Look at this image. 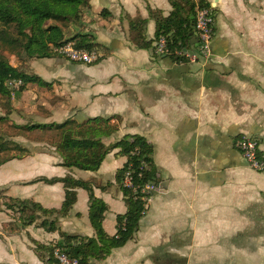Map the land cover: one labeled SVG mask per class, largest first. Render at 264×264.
I'll return each mask as SVG.
<instances>
[{
	"label": "crops",
	"instance_id": "crops-1",
	"mask_svg": "<svg viewBox=\"0 0 264 264\" xmlns=\"http://www.w3.org/2000/svg\"><path fill=\"white\" fill-rule=\"evenodd\" d=\"M207 1L216 35L206 60L177 62L157 51L156 20L149 8L168 16L170 0H89L83 24L75 29L93 37L100 59L81 63L56 55L34 57L28 65L30 74L49 86L27 83L18 106L7 114L9 124L71 119L83 125L105 118L115 127L103 136L105 144L140 135L153 145L160 191L147 202L134 236L92 262L264 264V171L252 168L235 147L246 133L258 139L264 156V0ZM138 19H147L144 36L153 41L149 48L132 40L131 26ZM197 44L198 39L183 51H195ZM32 133L52 136L51 141L36 139L29 146L23 134L15 138L29 152L0 167L7 166L16 180L5 185L7 193L59 210L66 198L64 184L36 179L70 175L88 181L108 206L105 232L116 235L117 217L128 210L117 181L127 161L120 148L111 150L98 170H83L62 165L53 140L58 130ZM75 191L73 207L58 216V230L47 231L35 222L0 238V264H46L32 239L53 243L60 230L96 237L89 191Z\"/></svg>",
	"mask_w": 264,
	"mask_h": 264
},
{
	"label": "trees",
	"instance_id": "trees-1",
	"mask_svg": "<svg viewBox=\"0 0 264 264\" xmlns=\"http://www.w3.org/2000/svg\"><path fill=\"white\" fill-rule=\"evenodd\" d=\"M170 2L172 11L168 16H164L161 10L149 8L150 17L156 20L155 39L159 40L164 37L167 55L174 61L187 63L189 62L188 57L178 55L176 52L191 48L198 10L211 9V5L207 0H170ZM88 7H90L89 0H0V45L6 47L11 53L22 50L31 58L63 56L55 49L69 41H74L79 48L98 52V44L94 42L93 37L75 29L76 26H82L84 9ZM146 24L147 19H138L131 26L132 40L139 48H149L153 42L144 36ZM12 78L23 80L21 90H24L30 82L49 86V83L37 75L29 74L12 65L8 58L0 52V94L3 98H7L9 104L11 90L7 82ZM89 122L91 123L81 125L70 119L61 124L19 126L28 130L52 128L58 130L59 137L56 138V146L62 154L64 160L62 165L64 166L96 171L106 155L118 147L120 152L127 157L124 166L117 172V181L124 193L128 210L125 214L118 215V231L114 236L108 235L103 227L108 206L94 195L93 188L88 181L75 179L70 175L52 178L43 176L36 179L50 184L56 182L64 184L66 198L59 210L45 208L32 199H21L4 193L7 200L3 204L7 210L18 211L21 221L20 230L41 220L38 223L40 226L47 231L54 232L59 229L58 216H65L76 202L75 188H85L89 191V216L96 237L70 234L60 230V238L53 243L46 244L32 239L35 252L46 264H57L54 256L56 249H60L69 257L80 259L84 264H97L92 260L104 259L112 249L123 246L134 236L147 211L148 203L144 199L145 195L140 194L135 198L134 193L123 186V177L129 163H133V167L137 169L136 173L138 171L142 173V178L137 180L139 183L150 180L159 183L158 170L152 159L153 145L145 137L133 135V141H130L129 136H124L107 145L102 138L114 132L115 129L109 124L110 120L94 118ZM13 144H15L14 147H11L10 141L0 135V167L12 158H19L26 154H4L12 149L26 151L25 147L20 144L15 142ZM260 156H262L261 152ZM143 163H146L147 167L141 170ZM0 209H2V204H0Z\"/></svg>",
	"mask_w": 264,
	"mask_h": 264
},
{
	"label": "built area",
	"instance_id": "built-area-1",
	"mask_svg": "<svg viewBox=\"0 0 264 264\" xmlns=\"http://www.w3.org/2000/svg\"><path fill=\"white\" fill-rule=\"evenodd\" d=\"M195 31L198 39V46L193 54L187 51H177L178 55H186L193 61L206 60L211 56V42L216 35L215 18L211 9L203 8L199 9L195 22ZM166 39L161 37L158 40L157 51L159 53H166ZM64 57L81 63H93L96 62L100 55L96 51H89L84 48L76 46L74 41H69L65 44L58 46L55 49ZM9 87L12 92L19 89L23 85L22 79L12 78L8 81ZM235 147L242 153L248 164L258 171H264V156H260V144L256 137L250 136L246 133H242L235 141ZM147 167L146 163H143L141 170ZM133 167V163H129L127 170L123 177V186L131 190L135 198L140 194L145 195L146 202L150 201L155 191L160 189L159 183L154 180L147 181L145 183H139L137 180L142 178V173ZM54 256L57 259V264H84L78 258L69 257L66 253L56 249Z\"/></svg>",
	"mask_w": 264,
	"mask_h": 264
},
{
	"label": "rangeland",
	"instance_id": "rangeland-1",
	"mask_svg": "<svg viewBox=\"0 0 264 264\" xmlns=\"http://www.w3.org/2000/svg\"><path fill=\"white\" fill-rule=\"evenodd\" d=\"M0 52L3 55H5V57L8 58V60L10 61V63L12 65L19 67L20 69L24 70L25 72H27L29 74L32 73V70L30 67H28V65L31 66L30 62L32 61L33 58L25 55L22 52V50H18L16 53H11V52H9V50L6 47H2L0 45ZM7 84H8V82H7ZM22 86L19 89L12 92V89L8 85L9 89L11 90L10 104H9L7 98H3L0 94V112L1 113L5 112L4 113L5 115H0V135H2L8 141H10L11 147H14V145H15V144H13V142L18 143L21 146H23L22 143H20L19 141H17L15 139V138H17L18 135H22V134L28 139V140H25V142L29 146H32L33 142H35L36 139L48 140L50 142L51 141L50 137H52V136H48V135H41L40 136L39 134L32 133V130H28V129L19 127L21 125L9 124V121H8L9 117L7 118V114L8 113L10 114L12 107L15 108L18 106V102L20 100L19 94H22L24 92L21 90ZM1 117H3V118H1ZM12 117H16V115H14ZM18 120L21 121V119H18ZM29 125H33V124H29ZM30 131H31V133H30ZM54 139H56L55 136L53 137V140ZM25 149H26V151H24V150H13L12 149L9 152H5L4 154H6V155H14V154L15 155H21V154L29 152V150L26 147H25ZM14 159H18V158H12L9 161H12ZM7 169H8L7 166L0 169V185H4V186H0V204H2V209H0V232H1L0 238H3L6 234H12L13 232H20L22 230V229L21 230L19 229V227L21 225V221L19 219L18 211L15 209L14 210H7L6 206L3 204L7 200V197L4 194V193H7V192H5V190L7 191V187L5 185L7 183L10 184L14 179V178H11V171L7 170ZM74 170L78 171V173H82V172H80L81 170H79V169H74ZM14 182H16L15 179H14ZM7 195L10 196L8 193H7ZM37 222L39 223V220Z\"/></svg>",
	"mask_w": 264,
	"mask_h": 264
},
{
	"label": "water",
	"instance_id": "water-1",
	"mask_svg": "<svg viewBox=\"0 0 264 264\" xmlns=\"http://www.w3.org/2000/svg\"><path fill=\"white\" fill-rule=\"evenodd\" d=\"M191 43H193V44H196L197 43V38L196 37H194L192 40H191ZM189 52L191 53V54H193L194 53V49H191V50H189ZM131 140H133L132 138H131ZM159 178H158V181L160 182V176H158ZM160 191V189L158 190V191H155L154 192V194L155 193H158Z\"/></svg>",
	"mask_w": 264,
	"mask_h": 264
}]
</instances>
